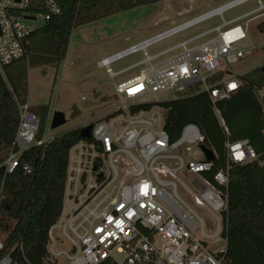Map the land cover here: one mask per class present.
Here are the masks:
<instances>
[{"label": "built area", "instance_id": "1", "mask_svg": "<svg viewBox=\"0 0 264 264\" xmlns=\"http://www.w3.org/2000/svg\"><path fill=\"white\" fill-rule=\"evenodd\" d=\"M61 1L0 0V73L4 77L5 68L25 55L27 37L36 29L26 22L40 20L42 25L51 20L62 13ZM249 1H227L98 60V67L105 68L114 80L117 109L77 128L80 133L92 125L90 137L80 138L69 149L63 208L48 230L44 264H101L107 260L112 264H231L227 256L229 170L234 163L258 160V155L248 139L227 140L225 165L212 181L205 173L214 163L201 148L204 135L199 126L187 124L172 141L165 129L168 109L164 103L190 93H206L228 132L217 104L242 86L240 74L229 72V65L248 52H264V21L260 43L252 39L248 28L249 21L264 15L262 0H256V8L224 20L226 11ZM217 16L222 25L148 53L149 47ZM225 26L229 27L222 30ZM207 36L208 40L195 43ZM137 53L144 58L117 71L111 67ZM143 65L137 74L115 79ZM219 73L228 75L218 77ZM166 93L170 96L164 97ZM255 93L264 106V85L256 87ZM17 104L20 120L15 140L0 153L4 173L0 206L6 176L21 166L23 154L60 138L39 137V116L28 102L17 100ZM141 104L149 107L133 110ZM193 148L203 156L197 157ZM259 163L263 165L264 160ZM22 167L27 174L33 171L30 163ZM184 174L198 176L192 187L181 178ZM178 184L189 202L179 194ZM13 227L12 218L0 215V264H33L23 242L7 249ZM211 244L222 246L213 250Z\"/></svg>", "mask_w": 264, "mask_h": 264}, {"label": "trees", "instance_id": "2", "mask_svg": "<svg viewBox=\"0 0 264 264\" xmlns=\"http://www.w3.org/2000/svg\"><path fill=\"white\" fill-rule=\"evenodd\" d=\"M158 1L129 0L123 8L109 10L112 14ZM101 3L91 0L87 9L91 13ZM61 5V14L30 33L25 55L5 68L7 76L9 69L19 63L27 62L33 67L58 65L66 57L73 29L108 15L92 13L82 17L84 0H62ZM223 75L219 73L218 77ZM7 79L10 84L0 73V153L7 151L15 140L20 120L17 100L28 102V88L23 79L21 82L11 76ZM239 79L241 88L217 104L228 132L222 127L209 95L200 92L164 103L168 109L165 129L174 141L187 124L199 126L204 145L216 154L212 170L205 173L212 181L213 175L225 165L226 141H250L258 160L234 163L229 170L227 256L231 264H264V164L259 163L264 160V106L255 93L256 87L264 85V65L240 74ZM146 107L149 105L141 104L133 110ZM41 108L38 111L31 107L40 118L39 137L43 135L48 109ZM78 140L79 130L73 129L47 147L30 148L23 154L21 166L6 176L0 215L14 220L7 249L23 242L27 258L33 264H44L48 230L63 208L69 149ZM24 163L32 165V173L24 171ZM3 175L0 171V185ZM101 264L112 263L107 260Z\"/></svg>", "mask_w": 264, "mask_h": 264}, {"label": "rangeland", "instance_id": "3", "mask_svg": "<svg viewBox=\"0 0 264 264\" xmlns=\"http://www.w3.org/2000/svg\"><path fill=\"white\" fill-rule=\"evenodd\" d=\"M90 1L84 0L82 17L92 13L108 15L97 21L78 25L73 29L66 57L62 62L58 65L35 67L30 66L27 62L19 63L9 69L8 76L5 73L8 83L7 78L11 76L13 80L21 82L23 79L27 84L28 103L31 107L38 111H41L42 106L48 108L46 122L43 124L44 137L50 135L61 137L65 132L77 129L82 124L91 123L105 115L108 116L117 109L118 100L115 95L114 80L105 68H100L97 65V60L101 56L111 55L230 0H160L112 14L110 13L111 9L123 8L129 0H101L102 3L97 5L91 13L87 9L90 8L88 6ZM262 2L264 3V0ZM257 5V1L252 0L226 11L224 20L229 21L256 8ZM263 21L264 15L248 22L249 32L256 43L261 42L259 29ZM26 23L31 29L41 25L40 20L27 21ZM221 23L222 19L219 16L214 17L149 47L148 53L152 55ZM227 27L229 26L223 27L222 30ZM208 39L209 36L199 39L195 43H201ZM179 52L180 50L172 52L163 59L170 58ZM143 58L142 53H137L113 63L111 67L117 71ZM263 61L264 52H248L237 63L229 65L228 71L233 74H242L260 65ZM154 63L158 67L160 60ZM144 67L146 65L134 68L115 79L118 81L137 74ZM224 75L227 77L228 74L224 73ZM83 96L86 97V100L82 99ZM163 96L169 97L170 93ZM56 111L64 112L66 122L57 128H52L51 120ZM192 152L199 158L203 156L198 148H193ZM195 177L198 176L184 174L181 178L192 187ZM178 192L186 201H190L188 194L180 184H178ZM211 245L213 250H218L222 246V244Z\"/></svg>", "mask_w": 264, "mask_h": 264}, {"label": "water", "instance_id": "4", "mask_svg": "<svg viewBox=\"0 0 264 264\" xmlns=\"http://www.w3.org/2000/svg\"><path fill=\"white\" fill-rule=\"evenodd\" d=\"M65 122H66V116H65L64 112H62V111L54 112L52 120H51V127L52 128H57V127L63 125ZM91 128H92V125H88V126L83 127L79 133L80 138L90 137ZM201 148H202V150L205 154V157L208 161H214L216 159V154L212 149L208 148L204 144L201 145Z\"/></svg>", "mask_w": 264, "mask_h": 264}, {"label": "crops", "instance_id": "5", "mask_svg": "<svg viewBox=\"0 0 264 264\" xmlns=\"http://www.w3.org/2000/svg\"><path fill=\"white\" fill-rule=\"evenodd\" d=\"M220 25H222V23L221 24H219V25H217V26H220ZM216 26V27H217ZM213 28V27H212ZM249 28V27H248ZM103 56H101L100 58H102ZM65 59V58H64ZM99 60V59H98ZM98 60H97V62H98ZM134 63V62H133ZM132 64V63H131ZM29 104V103H28Z\"/></svg>", "mask_w": 264, "mask_h": 264}]
</instances>
